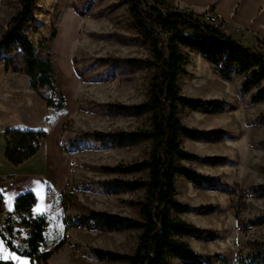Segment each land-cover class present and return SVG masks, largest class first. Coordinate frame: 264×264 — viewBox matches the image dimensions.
Here are the masks:
<instances>
[{"label": "rangeland", "instance_id": "1", "mask_svg": "<svg viewBox=\"0 0 264 264\" xmlns=\"http://www.w3.org/2000/svg\"><path fill=\"white\" fill-rule=\"evenodd\" d=\"M18 10V0H0V31H4ZM208 14L212 13L206 12L204 17ZM201 21L205 22L204 18ZM52 32L55 38L46 47L41 46L51 39ZM24 33L38 57L46 58L49 54L56 88L63 98V108L47 107L49 120L35 119L32 127L46 133L49 146L58 138L60 144V153L50 166L47 200L39 208L42 209L39 214H44L49 222L45 249L54 251L48 264H125L99 262L92 250L131 254L136 247L137 233L110 234L85 229L64 232L60 197L71 194L77 201L65 216L75 217L93 210L139 218L137 211L123 202L141 200L143 192L118 196L103 193V182L131 177L114 176L102 169L145 159L148 143L120 149L92 140L80 141L71 147L69 143L86 133L131 132L147 124V116L108 113L104 106H135L146 101L153 71L128 68L119 62L151 59L150 48L136 29L123 0H36L33 17ZM182 52L188 56V64L182 67L178 77V90L191 99L218 101L220 110H183L180 120L196 130H219L220 133L208 141L182 140L181 146L200 158L221 157L220 165L200 161L190 166L198 174L215 177L225 188L240 191L245 203L236 220L231 195L197 190L183 178H176L175 198L179 202L192 209L207 207L202 213L183 214L181 219L211 231L207 240L185 238L184 241L195 253L217 256L222 261L211 259L210 264H234L239 255L250 251V242L264 239V226L248 231L238 226L240 222L264 216V199L252 195L253 188L264 185V125L258 119L264 113V102L251 103L254 90L242 95V76H233L230 82L222 81L214 68L196 53H188L186 49ZM4 53L11 64H22L18 48L14 47L10 55ZM104 60L111 65L103 63ZM10 190L2 191L3 198L9 196ZM57 246L60 247L55 251ZM5 263L31 264L27 258L11 253L0 240V264Z\"/></svg>", "mask_w": 264, "mask_h": 264}, {"label": "trees", "instance_id": "2", "mask_svg": "<svg viewBox=\"0 0 264 264\" xmlns=\"http://www.w3.org/2000/svg\"><path fill=\"white\" fill-rule=\"evenodd\" d=\"M150 1L151 3L147 0H123L136 29L148 44L152 58L119 62L128 68H147L153 71L148 82L147 99L135 106H104L108 113L147 116V124L131 132L86 133L69 143L71 147L74 143L92 140L117 149L148 143L145 159L102 169L114 176L131 177L129 180L115 178L103 182V193L118 196L143 192L141 200L123 202L136 210L139 218L93 210H87L85 214L75 217L65 216L77 201L73 195L63 194L60 197V206L64 213V232L85 229L110 234L137 233L136 247L131 254L92 250L93 256L99 262L170 264L175 261L178 264H210L211 259L222 262L217 256L195 253L184 241L185 238L202 241L211 237L209 229L198 228L181 219L183 214L192 211L202 213L207 207L192 209L175 198V180L180 177L194 189L231 195L236 220H239L240 213L245 209L244 195L240 191L225 188L215 177L198 174L190 166L200 161L220 165L223 163L221 157L200 158L181 146L182 140L208 141L214 138L213 135L220 133L219 130H196L180 120L183 110H220L218 101L191 99L178 90V77L182 73V67L188 64V56L182 49L188 50V53H196L210 64L222 81L230 82L233 76H242V95H248L254 90L250 101L258 104L264 102V42H258L256 49H247L202 22L204 15L172 10L165 7L162 0ZM35 2L36 0H18L19 10L9 19L0 36V50L10 55L14 47L18 48L22 54V64L15 65L6 60V71L25 74L30 80L32 90L48 108L61 109L63 98L59 96L56 88L49 54L46 58L38 57L33 43L24 33L33 17ZM55 36V32H52L51 39L41 46L46 47ZM102 62L110 64L108 60ZM46 91L49 95H45ZM258 119L264 125V113ZM45 139L46 133L43 131H5L6 161L13 166L24 164L38 152ZM252 195L256 199H264V185L253 188ZM2 204L3 195L0 189V214ZM35 204L36 197L32 192L22 193L15 198L12 212L5 216L0 227V240L11 253L27 258L31 264H48L54 252L45 249L49 222L44 214L33 213ZM238 226L242 231L262 227L264 216L245 223L240 222ZM248 245L250 251L243 256L239 255L234 264H264V239L254 240Z\"/></svg>", "mask_w": 264, "mask_h": 264}, {"label": "crops", "instance_id": "3", "mask_svg": "<svg viewBox=\"0 0 264 264\" xmlns=\"http://www.w3.org/2000/svg\"><path fill=\"white\" fill-rule=\"evenodd\" d=\"M162 3L172 10L197 16L212 13L226 23L225 35L247 49H255L258 42H264V0H162ZM1 18L0 13V26ZM2 33L0 31V36ZM5 63L6 55L0 50V189L1 192L11 189L9 196L3 198L0 227L5 216L12 212L15 198L22 193L36 195L32 211L41 213L39 208L47 200L50 166L60 153L59 138L52 146L46 138L38 152L24 164L13 166L6 161L5 131H36L32 128L35 119L48 121L49 110L32 90L29 78L23 73L6 71Z\"/></svg>", "mask_w": 264, "mask_h": 264}, {"label": "built area", "instance_id": "4", "mask_svg": "<svg viewBox=\"0 0 264 264\" xmlns=\"http://www.w3.org/2000/svg\"><path fill=\"white\" fill-rule=\"evenodd\" d=\"M204 21L206 24H208L211 27L216 28L217 30H219L220 32H222L223 34L225 33V31L227 30V26L225 23H223L222 21H220L215 15L213 14H208L205 15L204 17Z\"/></svg>", "mask_w": 264, "mask_h": 264}]
</instances>
